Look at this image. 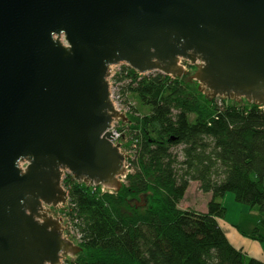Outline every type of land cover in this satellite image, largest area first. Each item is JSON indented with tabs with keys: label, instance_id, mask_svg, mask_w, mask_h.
Returning a JSON list of instances; mask_svg holds the SVG:
<instances>
[{
	"label": "water",
	"instance_id": "1",
	"mask_svg": "<svg viewBox=\"0 0 264 264\" xmlns=\"http://www.w3.org/2000/svg\"><path fill=\"white\" fill-rule=\"evenodd\" d=\"M122 64L264 106V0H0V264L82 251L51 211L69 202L67 173L121 189L130 155L111 128L128 117L110 78Z\"/></svg>",
	"mask_w": 264,
	"mask_h": 264
},
{
	"label": "trees",
	"instance_id": "2",
	"mask_svg": "<svg viewBox=\"0 0 264 264\" xmlns=\"http://www.w3.org/2000/svg\"><path fill=\"white\" fill-rule=\"evenodd\" d=\"M115 80L128 108L119 130L133 152L129 172L118 192L66 174L64 215L82 251L64 264H264L246 259L219 224L232 193L257 209L252 236L264 239V106L211 98L190 75L122 64ZM191 182L211 194L207 212L179 206Z\"/></svg>",
	"mask_w": 264,
	"mask_h": 264
},
{
	"label": "crops",
	"instance_id": "3",
	"mask_svg": "<svg viewBox=\"0 0 264 264\" xmlns=\"http://www.w3.org/2000/svg\"><path fill=\"white\" fill-rule=\"evenodd\" d=\"M193 184L191 182L190 186ZM199 188V183L195 182ZM188 191L186 192L183 201L188 197ZM198 194L194 204H185L180 207L182 209H191L197 212H207L208 202L210 200V193H203L200 188L197 189ZM202 196V198H201ZM221 199L222 205L226 209L225 216L219 221L220 226L226 233L227 239L236 247V249H242L246 254V259H257L264 262V239L254 238L253 232L259 223L258 211L255 208H251L248 205L238 203L232 193H226ZM264 235V231H262Z\"/></svg>",
	"mask_w": 264,
	"mask_h": 264
},
{
	"label": "rangeland",
	"instance_id": "4",
	"mask_svg": "<svg viewBox=\"0 0 264 264\" xmlns=\"http://www.w3.org/2000/svg\"><path fill=\"white\" fill-rule=\"evenodd\" d=\"M184 64L186 65V69H188L192 74L195 73L196 67L190 65L187 62H185ZM121 66L122 65H118V66H114L113 67V70H112L113 77L110 78V82H111V88H112V93H113V96H114L113 98H114L115 102L118 104V107L123 110L122 112H124L127 115L128 111L125 109V106H123V103H122V101L120 99V96H118L119 95L118 92L120 91V85H122L123 83L116 82V80H115V74L118 73V72H120ZM235 101L241 102V101H243V99H239V100H235ZM132 103L134 104L133 106L139 107V105L137 104V102L135 100H133V99H132ZM144 110L147 111V109H144ZM126 141H127V138H125L124 140L123 139L121 140V138H120L116 142H121L122 143V148L121 149L123 151H125L126 153H128L131 156L133 154L132 149H127L123 145V143L126 144ZM177 149H180V147H178ZM197 189H199L198 186L195 184V182H193V184L189 187L188 196H187L188 198L185 201L181 202V206H184L185 204H188V203L194 204V201L197 200L196 199V195L198 194ZM110 192H115V191L112 190ZM201 198H202V196H201ZM68 203L65 204V205H62L61 207L52 208L51 211L54 213L53 215H58V216H60V217L63 218V221H64L63 224H64V226L66 228L65 229L66 234H67L66 236H69L70 238H72L73 240H75L79 244V242H80V240H79L80 239V235L75 230L73 224L64 215L65 214V208H67ZM74 257L75 256H67L65 259H67V258H74Z\"/></svg>",
	"mask_w": 264,
	"mask_h": 264
},
{
	"label": "built area",
	"instance_id": "5",
	"mask_svg": "<svg viewBox=\"0 0 264 264\" xmlns=\"http://www.w3.org/2000/svg\"><path fill=\"white\" fill-rule=\"evenodd\" d=\"M184 63H185V61H181V64H183V65L186 67V65H185ZM112 74H113V73H112ZM112 74H111V78L113 77ZM113 97H114V96H113V93H112V98H113ZM113 100H114V98H113ZM114 103H115V106H116V108H117L118 110L123 111L121 108L118 107V104L115 102V100H114ZM125 109L128 111V108H127V107H125ZM120 122H122V121H121V120H118V121H114V122L112 123L111 131L115 134L114 137H112L113 140H114V142L118 141V140L121 138V132H120V130H119V124H120ZM126 166H127V168H128V172H129L128 160H127V162H126ZM125 178H126V175H125V176H122V177H121V181L123 182V181L125 180ZM104 189H105V188H104Z\"/></svg>",
	"mask_w": 264,
	"mask_h": 264
}]
</instances>
